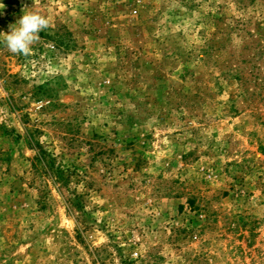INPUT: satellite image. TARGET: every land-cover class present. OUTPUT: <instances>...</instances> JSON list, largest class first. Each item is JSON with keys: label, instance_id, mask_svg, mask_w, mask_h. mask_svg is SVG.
Segmentation results:
<instances>
[{"label": "rangeland", "instance_id": "374dc122", "mask_svg": "<svg viewBox=\"0 0 264 264\" xmlns=\"http://www.w3.org/2000/svg\"><path fill=\"white\" fill-rule=\"evenodd\" d=\"M0 3V264H264V0Z\"/></svg>", "mask_w": 264, "mask_h": 264}, {"label": "clouds", "instance_id": "9594fccd", "mask_svg": "<svg viewBox=\"0 0 264 264\" xmlns=\"http://www.w3.org/2000/svg\"><path fill=\"white\" fill-rule=\"evenodd\" d=\"M5 8L0 3V13ZM25 6L22 8L23 15L15 24L9 25L10 31L7 33L0 32L3 37L2 42L7 49L15 55H30L32 46L39 42V33L50 26V22L38 12H25Z\"/></svg>", "mask_w": 264, "mask_h": 264}]
</instances>
